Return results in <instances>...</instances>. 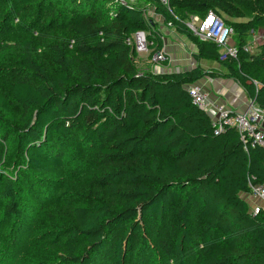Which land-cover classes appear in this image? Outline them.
I'll return each instance as SVG.
<instances>
[{
  "label": "trees",
  "instance_id": "trees-1",
  "mask_svg": "<svg viewBox=\"0 0 264 264\" xmlns=\"http://www.w3.org/2000/svg\"><path fill=\"white\" fill-rule=\"evenodd\" d=\"M144 1L157 21L119 0H0L1 216H39L63 264H125L133 252L185 264L190 250L195 264H264V214L245 200L264 183V149L232 128L216 134L187 89L215 77L201 60L218 62L264 110V46L244 50L264 29V0ZM210 12L233 28L236 59L188 29ZM160 27L195 47L196 66H138L127 38L146 34L151 64ZM73 154L86 158L77 179L62 170Z\"/></svg>",
  "mask_w": 264,
  "mask_h": 264
},
{
  "label": "built area",
  "instance_id": "built-area-1",
  "mask_svg": "<svg viewBox=\"0 0 264 264\" xmlns=\"http://www.w3.org/2000/svg\"><path fill=\"white\" fill-rule=\"evenodd\" d=\"M170 1L159 0L165 6H169ZM186 25L198 39L215 43L220 49L222 61L238 57V47L229 44L234 35L233 28L226 25L214 12H210L204 19L191 16ZM257 41L264 45V32ZM126 42L129 45L133 44L140 56L150 54L153 46L144 32L133 34L127 38ZM244 50L250 52L251 47L248 45ZM169 61V56L164 50L154 54L151 59V62L157 65L169 63ZM187 89L193 104L211 116L216 134L223 132L226 128H232L239 132L246 146L250 144L253 147L257 146L264 149V110L260 109L254 101H250L245 111L236 113L223 103L213 100L200 83L190 85ZM245 200L249 205L251 214H264V183L252 186L251 193L245 196Z\"/></svg>",
  "mask_w": 264,
  "mask_h": 264
},
{
  "label": "rangeland",
  "instance_id": "rangeland-1",
  "mask_svg": "<svg viewBox=\"0 0 264 264\" xmlns=\"http://www.w3.org/2000/svg\"><path fill=\"white\" fill-rule=\"evenodd\" d=\"M122 3H127L130 5H134L137 7H145L148 9L147 13H153L152 6L147 4L144 0H119ZM152 18L156 21L158 18L153 14H151ZM162 28V27H160ZM168 35L176 37L175 34L165 31ZM264 32V29H260L257 32H254L251 35L252 44L251 45H260L257 39L260 35ZM170 36L171 41H173L172 37ZM238 43L237 37L233 36L230 40V45L236 46ZM184 49V48H182ZM187 52H192L189 50ZM149 54L141 55L140 58L137 60L138 66L142 69L149 68L154 73H161V69L163 67H168V65L163 66L161 69H156L157 65L155 63H151L148 60ZM3 88L9 85V82H6L5 79L3 80ZM4 84L6 86H4ZM6 91V90H4ZM84 150V149H81ZM78 154V152H77ZM73 154L70 160H63L62 162V170L64 171L65 175L70 179H77L80 174H83L85 171L84 168H80L79 164L85 160L86 158L82 155ZM80 159V161H79ZM83 159V160H82ZM16 168V167H15ZM12 167L10 170L6 171V173L12 172ZM15 176V175H13ZM58 181L62 182V180L58 179ZM27 208H30L28 204L25 205ZM0 211V264H63L62 260L59 258L60 253L54 249L53 240L51 241L50 235L47 234V226L46 224H39L40 217L37 215H33L30 213L28 216L26 215L25 220L17 221L15 225H12L8 221H4L1 216ZM166 231L163 232L164 238L169 239V230L171 226H173V222L171 220L167 221L164 225ZM168 226V227H167ZM14 227V228H13ZM13 228V229H10ZM158 234V230L156 231ZM59 237H54V240H57ZM140 241V240H139ZM139 250V247L136 249V252ZM58 252V253H57ZM193 250H190L186 253L185 264H195V260L193 259ZM133 259L131 257L127 258V262L125 264H137V261L140 260L142 264H176L177 259L174 257L171 258H161L158 259H149L143 263L144 259H139L136 257V253H132ZM136 257V258H135ZM159 257V256H158ZM166 261H164V260ZM46 262V263H44ZM100 264H114L110 262L109 259L105 261H101Z\"/></svg>",
  "mask_w": 264,
  "mask_h": 264
},
{
  "label": "crops",
  "instance_id": "crops-1",
  "mask_svg": "<svg viewBox=\"0 0 264 264\" xmlns=\"http://www.w3.org/2000/svg\"><path fill=\"white\" fill-rule=\"evenodd\" d=\"M164 32V51L169 56L168 68H162L163 63L154 66L156 69H161V72H166L165 70L171 71H184L196 66L197 62L194 57V52H196L195 47L189 43L185 38L176 37L168 35L164 27L160 28ZM168 31V30H167ZM170 32V31H168ZM170 36L173 41H171ZM251 40L249 41V46L251 47V54L257 53L258 49L263 44L251 45ZM184 48V49H182ZM186 48L192 50V52H187ZM201 64L207 70L208 73L215 77H206L200 84L204 87L205 91L210 94V97L223 103L231 111L239 113L243 112L248 108L250 104V99L247 97L244 89L240 84L232 78L228 77V71L218 62H212L208 60H201Z\"/></svg>",
  "mask_w": 264,
  "mask_h": 264
}]
</instances>
